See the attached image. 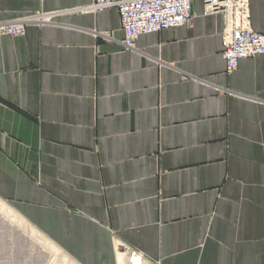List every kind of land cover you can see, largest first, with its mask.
<instances>
[{"label":"crops","instance_id":"0c3cea01","mask_svg":"<svg viewBox=\"0 0 264 264\" xmlns=\"http://www.w3.org/2000/svg\"><path fill=\"white\" fill-rule=\"evenodd\" d=\"M91 1L0 0L39 18L0 34V198L76 264H264V54L227 73L201 0L126 49Z\"/></svg>","mask_w":264,"mask_h":264},{"label":"built area","instance_id":"2783aa9c","mask_svg":"<svg viewBox=\"0 0 264 264\" xmlns=\"http://www.w3.org/2000/svg\"><path fill=\"white\" fill-rule=\"evenodd\" d=\"M194 0H92L82 10L98 12L116 9L123 31L122 45L133 48L144 33L160 32L179 26H191L195 17ZM204 15H223L222 57L225 71L233 72L239 61L264 54V34L252 30L249 22V0H201ZM26 18L0 22V34L22 35ZM123 264H146L137 250L127 252Z\"/></svg>","mask_w":264,"mask_h":264},{"label":"rangeland","instance_id":"374dc122","mask_svg":"<svg viewBox=\"0 0 264 264\" xmlns=\"http://www.w3.org/2000/svg\"><path fill=\"white\" fill-rule=\"evenodd\" d=\"M0 200H1L0 201V264H69L70 263L62 255L60 251H62L68 256L66 252H64L61 248H59L57 244L50 241V239H48L38 229L34 228L31 224H29L27 220L25 221L29 225H31L34 229H36V231L33 230L23 220V218L21 219L15 214L11 213L6 208V206H8L14 210V208L10 203H8L6 200H3L1 198ZM39 235L46 237L60 251L56 249L54 246L51 247L43 246V244L40 243L42 241L39 240L40 238L42 239V236Z\"/></svg>","mask_w":264,"mask_h":264},{"label":"bare ground","instance_id":"6f19581e","mask_svg":"<svg viewBox=\"0 0 264 264\" xmlns=\"http://www.w3.org/2000/svg\"><path fill=\"white\" fill-rule=\"evenodd\" d=\"M217 13V12H216ZM220 13V12H219ZM204 14V13H203ZM214 14V13H213ZM1 201V200H0ZM4 204V203H3ZM6 208L11 212V213H13V214H15L16 216H18L19 218H21L22 219V217H20V215H18L17 214V212L15 211V210H13L12 208H10V207H8V206H6ZM24 220V219H23ZM25 221V220H24ZM26 222V221H25ZM32 228V227H31ZM33 229V228H32ZM34 230V229H33ZM38 233V232H37ZM39 236H42V235H39ZM32 237V236H31ZM39 240H41L42 242H40V243H42L43 244V246H48V247H51V246H54L56 249H58L52 242H50L46 237H43L42 236V239L40 238ZM54 248V249H55ZM52 249V248H51ZM59 250V249H58ZM58 250H57V252H58ZM60 251V250H59ZM61 253H62V255L71 263V264H76L70 257H68L65 253H63L62 251H60ZM59 254V253H58ZM126 255H127V253L124 255V257H123V259H122V264H123V262L125 261V258H126ZM69 263V264H70Z\"/></svg>","mask_w":264,"mask_h":264}]
</instances>
